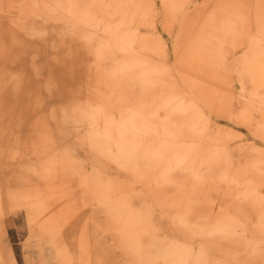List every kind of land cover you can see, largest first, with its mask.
<instances>
[{"label": "bare ground", "instance_id": "1", "mask_svg": "<svg viewBox=\"0 0 264 264\" xmlns=\"http://www.w3.org/2000/svg\"><path fill=\"white\" fill-rule=\"evenodd\" d=\"M39 2L9 34L47 79L0 26V222L24 211V264H264V0Z\"/></svg>", "mask_w": 264, "mask_h": 264}, {"label": "rangeland", "instance_id": "2", "mask_svg": "<svg viewBox=\"0 0 264 264\" xmlns=\"http://www.w3.org/2000/svg\"><path fill=\"white\" fill-rule=\"evenodd\" d=\"M38 3L40 4L41 2H39V0H0V26L1 29L4 27L3 31L8 34V47H12L16 39L23 43L22 64L25 66L27 71H29V76L31 74L33 82L38 81V77L35 72V67L37 66L41 67L40 70L42 72V79L48 78L50 73V62L44 53L35 49L34 42H31L32 45L29 46L27 45L28 39L25 36H17L12 33L9 34V27L11 25L19 27V25L23 23L26 24L27 18L34 21L36 17L33 15L32 11L35 6H38ZM48 12L51 18L48 20L46 18H40L39 22L44 24V21H46L45 24H48L47 26L50 31L57 37L55 20L61 16L63 12L61 13V10L57 6L50 7ZM19 18H24V20H19ZM27 27H29V25ZM36 44H38V42H36ZM8 92V105L13 107L14 102L17 99L15 96V86L10 85ZM20 133L22 134L24 131ZM20 133L17 129V134L19 135ZM10 137L12 139L13 135ZM11 144L12 143L10 142L9 145ZM11 160L10 162L13 161ZM14 166L15 165L13 163L6 168V177L11 176L12 169L15 168ZM8 218H6L5 221L0 222V264H24L23 257L28 245L30 244L28 239L29 229L25 213L23 210H20L16 212L15 215H12L10 219ZM111 258L115 262H124L125 260L122 252L118 251L112 254Z\"/></svg>", "mask_w": 264, "mask_h": 264}]
</instances>
